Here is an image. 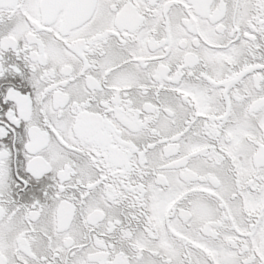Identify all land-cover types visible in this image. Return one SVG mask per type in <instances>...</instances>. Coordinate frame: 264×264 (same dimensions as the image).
Segmentation results:
<instances>
[{
  "label": "snow or ice",
  "instance_id": "obj_1",
  "mask_svg": "<svg viewBox=\"0 0 264 264\" xmlns=\"http://www.w3.org/2000/svg\"><path fill=\"white\" fill-rule=\"evenodd\" d=\"M0 264H264V0H0Z\"/></svg>",
  "mask_w": 264,
  "mask_h": 264
}]
</instances>
